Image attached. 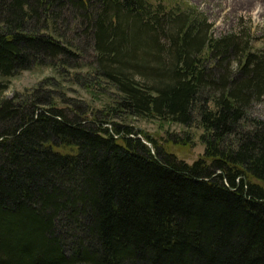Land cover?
Listing matches in <instances>:
<instances>
[{
	"label": "trees",
	"instance_id": "obj_1",
	"mask_svg": "<svg viewBox=\"0 0 264 264\" xmlns=\"http://www.w3.org/2000/svg\"><path fill=\"white\" fill-rule=\"evenodd\" d=\"M83 61L117 95L106 111L0 101V264H264L250 28L217 38L196 8L150 0H0L1 77ZM117 118L197 126L204 154L187 164Z\"/></svg>",
	"mask_w": 264,
	"mask_h": 264
},
{
	"label": "rangeland",
	"instance_id": "obj_2",
	"mask_svg": "<svg viewBox=\"0 0 264 264\" xmlns=\"http://www.w3.org/2000/svg\"><path fill=\"white\" fill-rule=\"evenodd\" d=\"M150 1L164 3L169 8L177 6L182 10L187 6L196 8L208 18L213 26V34L217 38L238 32L243 21L244 25L250 28L252 44L260 49L264 46V0ZM85 63L83 61L67 67L34 66L11 78L0 76V101L15 97L25 99L37 90L42 94L53 91L54 104L58 108L72 109L76 106L87 110L90 116L92 113L96 115L106 111L107 107L114 105L117 95L113 89L103 86L90 77L87 69L83 68ZM46 81H51L53 85L50 86ZM249 113L254 119L264 120V103H254ZM113 122L134 127L135 131L150 136L187 164H193L204 154L205 146L201 141L203 131L197 126L188 129L178 124L155 119L117 118L113 119ZM171 135L184 138L190 136V138L187 145H174L170 143Z\"/></svg>",
	"mask_w": 264,
	"mask_h": 264
}]
</instances>
